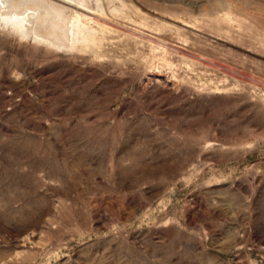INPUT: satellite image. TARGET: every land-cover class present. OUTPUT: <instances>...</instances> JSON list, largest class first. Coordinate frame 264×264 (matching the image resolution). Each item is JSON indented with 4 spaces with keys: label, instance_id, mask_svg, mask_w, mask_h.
I'll list each match as a JSON object with an SVG mask.
<instances>
[{
    "label": "rangeland",
    "instance_id": "374dc122",
    "mask_svg": "<svg viewBox=\"0 0 264 264\" xmlns=\"http://www.w3.org/2000/svg\"><path fill=\"white\" fill-rule=\"evenodd\" d=\"M64 5L0 19V264H264V0Z\"/></svg>",
    "mask_w": 264,
    "mask_h": 264
},
{
    "label": "bare ground",
    "instance_id": "6f19581e",
    "mask_svg": "<svg viewBox=\"0 0 264 264\" xmlns=\"http://www.w3.org/2000/svg\"><path fill=\"white\" fill-rule=\"evenodd\" d=\"M58 1L0 0V19H19L26 25L25 31L33 32L37 38L50 43H63L69 39V22L79 19L80 15L73 10L68 14L69 9L64 5V0ZM29 11L33 12L31 17L27 14Z\"/></svg>",
    "mask_w": 264,
    "mask_h": 264
}]
</instances>
